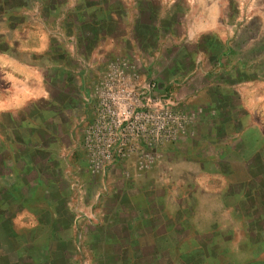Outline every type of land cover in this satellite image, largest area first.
<instances>
[{
	"label": "crops",
	"instance_id": "1",
	"mask_svg": "<svg viewBox=\"0 0 264 264\" xmlns=\"http://www.w3.org/2000/svg\"><path fill=\"white\" fill-rule=\"evenodd\" d=\"M230 1L219 17L220 5L199 0L0 4V12L22 17L16 25L0 17V235L23 240L16 248H40V235L48 239L57 234L72 252L67 264H83L85 255L87 264H139L136 251L151 257L158 253L154 248L176 245L169 236L183 227L168 226L177 216L165 213L169 201L159 181L168 173L185 171V164L199 165L184 155L187 147L182 144L195 137L196 127L177 148L159 153L157 161H129L105 175L90 167L79 147L84 100L88 87L100 86L108 73L119 69L138 73L143 67L144 76L153 77L156 86L252 84L247 73L232 75L221 62L224 56L211 52L216 42L224 48L215 29L231 21L225 13ZM193 5L198 14H205L194 19ZM92 25L96 29L90 35ZM195 92L199 97L202 91ZM178 95V101L185 99ZM200 114L197 125L204 124ZM24 213L35 226L16 230L14 220ZM66 219V229L57 228L56 223ZM250 236L264 244V227ZM10 246L3 238L0 248ZM131 252L136 256L123 258Z\"/></svg>",
	"mask_w": 264,
	"mask_h": 264
},
{
	"label": "rangeland",
	"instance_id": "2",
	"mask_svg": "<svg viewBox=\"0 0 264 264\" xmlns=\"http://www.w3.org/2000/svg\"><path fill=\"white\" fill-rule=\"evenodd\" d=\"M229 1L199 0L206 5L207 3L220 5L221 12H217L216 17L224 14L223 10ZM230 6L231 9L225 13L231 21L227 22L224 28L215 29L225 41L222 51L224 58L221 62L232 69V75L247 73L249 83L252 84L226 87L156 86L153 84L155 81L153 77L144 76L143 67L139 68L141 72L138 73H128L127 70L119 69L120 83L123 82L132 88L134 114L151 113L156 119L151 121L152 133L148 136L150 144L146 138L131 140L130 148L134 149L130 150L134 151L116 158L104 171L105 175H110L116 165L129 161L138 163L142 160L157 161L159 153L177 148L185 134L196 127L195 137L185 138L182 144L184 149L187 147L184 155L196 159L199 167L185 164L183 166L185 171L180 169L171 175L168 173L159 181L162 193L169 201L168 206L164 208L165 213L169 218L177 216V219L180 214L183 221L181 232L183 239L178 244L179 248L171 252L175 264L197 261L203 262L202 264L264 262V244L250 236L252 225L256 227L255 230L264 227V208L257 213L255 218H259L255 221L246 218L243 212V196L252 195L254 189L264 195V81L261 79L264 77V0H231ZM197 9L193 5L190 11L194 19L206 12L200 10L204 12L198 14ZM209 13L211 12L208 11L207 14ZM256 73L259 74V79L250 78L252 74L256 76ZM104 81L117 80L108 73ZM96 87L90 86L87 89L89 93L84 100L86 114L79 131V147L85 160H87L84 148L85 131L95 121L98 110ZM197 89L202 91L199 97L194 96ZM178 94L184 95L185 99L178 101ZM100 96L105 98L107 93L104 91ZM166 111L172 115L184 116L180 133L176 132V122L160 121V117ZM196 113L213 120L217 125L216 129L205 123L197 125ZM134 126L140 128L142 122L136 119ZM173 128L174 131H170L172 137H164L166 130ZM252 183L254 189L249 191L247 186ZM260 200L264 202V198ZM171 202H177L176 205L180 207L178 211L176 205L169 204ZM189 202H192L191 206ZM34 224V219L28 213L21 214L14 220L16 230H27L35 226ZM175 227L177 225L170 228ZM179 227L180 225L178 229ZM206 236L209 239L204 241L203 238ZM5 237L0 235V244ZM177 238L179 235L174 234V239ZM203 243H209L207 257H202V254L193 256L200 251ZM10 249L0 248V253ZM10 257L8 261L16 263L22 257V253L18 252ZM47 259V254L43 253L38 260L49 261ZM88 260L85 255L83 264H87Z\"/></svg>",
	"mask_w": 264,
	"mask_h": 264
},
{
	"label": "built area",
	"instance_id": "3",
	"mask_svg": "<svg viewBox=\"0 0 264 264\" xmlns=\"http://www.w3.org/2000/svg\"><path fill=\"white\" fill-rule=\"evenodd\" d=\"M119 76L120 70L116 74H110L116 82L102 81L100 86L96 87L98 110L95 121L86 129L84 138L87 162L94 171L104 172L116 158L131 154L134 151L130 150L134 149L130 148L131 140L135 138H146L150 144L148 136L152 133L151 121L156 119V116L151 113L134 114L132 88L123 82L120 83ZM104 91L107 96L101 98L100 95H103ZM160 118V121L165 123L176 122V132L182 131L184 116L172 115L166 111ZM136 119L142 122L140 128L134 126ZM170 131H174V128L166 130L164 137L171 138Z\"/></svg>",
	"mask_w": 264,
	"mask_h": 264
},
{
	"label": "trees",
	"instance_id": "4",
	"mask_svg": "<svg viewBox=\"0 0 264 264\" xmlns=\"http://www.w3.org/2000/svg\"><path fill=\"white\" fill-rule=\"evenodd\" d=\"M16 0H0V4H4V5H13L15 4ZM0 17H2L3 19L6 20V22L9 25H16L15 23H17L16 21H18V19H22V17L18 16L15 12H0ZM96 22V21H93ZM95 24V23H92ZM96 25V24H95ZM95 25H92V27L90 28L91 32L95 31ZM223 47L220 46L218 42L215 43V46L212 47L211 52H213L215 54V56L217 55H222L221 57H223ZM220 57V58H221ZM255 75H251L250 78H255ZM201 120H203V122L209 126H213L217 127L216 123H213V120H211L210 118L202 115ZM254 184H249V186H247V189L250 191L251 189H254ZM252 192V191H251ZM264 193V192H263ZM259 198V199H258ZM260 198H264V195L261 194L260 191H258L257 189L253 190V194L249 195L247 194L246 197L243 196V212L245 213V217L249 218L253 221H255L256 219H258L259 217L255 218L257 216V213L261 210V208H264V202H262L260 200ZM264 220V218H263ZM67 219L63 220V221H58L56 223L57 228H60V230H64L66 229L67 226ZM259 221V220H258ZM182 220L180 221L179 219H175L174 221H171V219H169L168 221V226L172 227L173 225L177 224L180 225V227H183L182 224ZM170 223V225H169ZM261 223V222H260ZM252 225V224H251ZM253 231L255 230V226L252 225ZM175 235H179V238H177L176 240L174 239V234L169 236V242H172L174 244H176L175 246H173V248H154L157 250V254L155 256H144V254L141 252L136 254H140V258L138 260L139 264H149V263H157V264H175L173 259H172V251L175 250L176 248H179V243L181 242V240L183 239L180 230H178L177 233H175ZM6 241L8 242L9 245H11V249L10 250H5V252L0 253V264H31L32 261H35V263L37 264H67V262L71 261L72 259V252L70 251V248H67V243L66 240L64 241L61 236H58L57 234L55 236H47L46 235H40L39 236V246L40 248H16V246H19L20 244H22L23 240L17 239L16 236H9L6 235ZM56 240L55 244H51L50 242H53V240ZM207 236L205 238H203L204 241H206ZM209 239V237H208ZM207 239V240H208ZM50 241V242H49ZM202 241V242H204ZM23 247H25V245H23ZM127 249V248H125ZM34 251H37L38 253H34ZM18 252L22 253V257L20 259H18L19 261H17L16 263H13L11 261H8L11 259V255L13 254H17ZM207 244L203 243V245H201L200 251L195 253L193 256L198 255V254H202V257H207ZM47 254L49 261H45V262H40L38 259L41 256V254ZM127 253V252H125ZM135 252H131L129 254H124L123 258L128 259L131 255L136 256ZM37 255H38V259H37ZM169 256V258H167L166 256ZM113 256H109L108 259L110 261H113ZM138 258V257H137ZM168 259V260H167ZM168 261V262H167ZM146 262V263H144ZM183 264H192V263H183Z\"/></svg>",
	"mask_w": 264,
	"mask_h": 264
}]
</instances>
